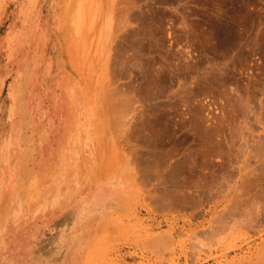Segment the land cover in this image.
<instances>
[{
  "label": "rangeland",
  "instance_id": "374dc122",
  "mask_svg": "<svg viewBox=\"0 0 264 264\" xmlns=\"http://www.w3.org/2000/svg\"><path fill=\"white\" fill-rule=\"evenodd\" d=\"M0 174V264H264V0H0Z\"/></svg>",
  "mask_w": 264,
  "mask_h": 264
},
{
  "label": "bare ground",
  "instance_id": "6f19581e",
  "mask_svg": "<svg viewBox=\"0 0 264 264\" xmlns=\"http://www.w3.org/2000/svg\"><path fill=\"white\" fill-rule=\"evenodd\" d=\"M84 1H85V0H84ZM94 2H95V1H94ZM75 3H76V2H75ZM81 4H82V3H81ZM81 4H80V5H81ZM93 5H94V3H93ZM94 6H95V5H94ZM94 6H93V7H94ZM80 9H81V8H80ZM76 10H77V9H76ZM78 13H79V12H78ZM91 13H92V12H91ZM76 14H77V13H76ZM79 14H80V13H79ZM76 16H77V15H76ZM80 16H81V15H80ZM91 16H92V15H91ZM76 23H77V22H76ZM129 100H130V99H128V101H129ZM126 102H127V101H126ZM196 124H197V123H196ZM198 129H199V128H198ZM199 135H201V134H199Z\"/></svg>",
  "mask_w": 264,
  "mask_h": 264
},
{
  "label": "crops",
  "instance_id": "0c3cea01",
  "mask_svg": "<svg viewBox=\"0 0 264 264\" xmlns=\"http://www.w3.org/2000/svg\"><path fill=\"white\" fill-rule=\"evenodd\" d=\"M6 173V172H5ZM5 175V174H4ZM3 174H0V176H4Z\"/></svg>",
  "mask_w": 264,
  "mask_h": 264
}]
</instances>
